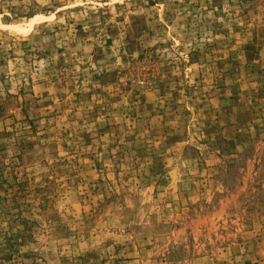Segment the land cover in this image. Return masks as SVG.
Masks as SVG:
<instances>
[{
  "label": "rangeland",
  "instance_id": "374dc122",
  "mask_svg": "<svg viewBox=\"0 0 264 264\" xmlns=\"http://www.w3.org/2000/svg\"><path fill=\"white\" fill-rule=\"evenodd\" d=\"M0 264H264V0H0Z\"/></svg>",
  "mask_w": 264,
  "mask_h": 264
}]
</instances>
